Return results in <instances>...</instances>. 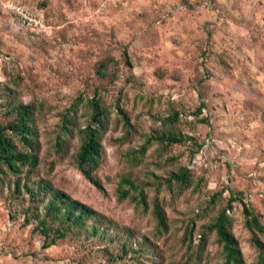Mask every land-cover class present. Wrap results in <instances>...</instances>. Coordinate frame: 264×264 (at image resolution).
Instances as JSON below:
<instances>
[{
    "label": "rangeland",
    "instance_id": "374dc122",
    "mask_svg": "<svg viewBox=\"0 0 264 264\" xmlns=\"http://www.w3.org/2000/svg\"><path fill=\"white\" fill-rule=\"evenodd\" d=\"M4 1L22 6L31 21L23 22L0 6V84L19 76L24 100H42L54 113L80 94H90L97 81V62L113 57L118 78L106 94L108 101L119 88L133 99L126 78L134 75L143 84L144 100L153 99L160 111L181 109L183 131L203 143L192 159L190 142L172 148L179 162L202 182L200 191L180 200L177 210L189 211L213 192L222 190L228 196L232 190L243 194L264 223V0ZM126 59L130 68L124 65ZM202 102L200 117L208 116L210 126L190 115ZM135 117L140 127L151 126L147 115ZM55 123L49 119V124ZM119 136V130L111 128L103 139L104 192L66 160L49 157L48 137L40 173L72 198L154 240L159 246L158 264H185L181 240L185 216L166 207L169 230L158 234L150 213L134 211L116 198L119 172H162L150 148L137 165L124 161L122 154L135 142L118 145L112 138ZM146 194L153 198L155 187L146 189ZM13 210L0 197V264H108L99 258L96 244L83 239L44 249L42 238L22 223L21 216L11 219ZM229 216L243 264H264V255L261 260L244 227L240 203L234 204ZM215 240L214 234L208 237L201 262L188 264L221 263V245Z\"/></svg>",
    "mask_w": 264,
    "mask_h": 264
},
{
    "label": "trees",
    "instance_id": "16d2710c",
    "mask_svg": "<svg viewBox=\"0 0 264 264\" xmlns=\"http://www.w3.org/2000/svg\"><path fill=\"white\" fill-rule=\"evenodd\" d=\"M124 65L131 67L128 59ZM117 72L118 64L113 57L100 59L94 69L98 82L91 86L90 94H80L54 113V108L42 100H24L19 76H11L8 83L0 84V197L14 207L11 219L21 216L22 223L30 225L42 238L44 249L59 242L83 239L96 244L99 258L105 263L158 264L159 246L154 240L72 198L40 173L46 163L44 137H48V148L52 150L49 157L66 160L89 184L104 192L100 176L105 162L103 139L113 128L120 132L119 137L112 138L116 144L135 142L122 154L124 161L130 166L137 165L150 148L159 158L155 165L162 170L141 174L132 169L119 172L114 182L116 198L134 211L150 213L158 234L169 230L166 207L185 216L181 226V240L187 254L185 264L193 260L201 262L212 234L222 249V262L218 264H243L229 216L235 203L242 206L244 227L250 232L251 243L262 260L264 223L244 201L242 193L229 190L228 196H224L222 190L216 191L207 199L198 200L189 211L177 210L180 200L200 191L202 182L187 165L179 162L172 148L190 142L189 158L192 159L203 143L183 131L186 122L181 109L172 107L160 111L153 99L144 100L143 84L134 75L126 78L135 93L133 99L119 88L117 95L108 101L106 94L117 80ZM204 108L202 102L190 115L199 124L210 126L208 116L200 117ZM138 113L150 118L149 128L138 125L135 117ZM53 118L56 123L51 125L49 119ZM151 186L155 187L156 195L149 199L146 189ZM196 237L199 240L195 245ZM194 248L197 250L193 251Z\"/></svg>",
    "mask_w": 264,
    "mask_h": 264
},
{
    "label": "built area",
    "instance_id": "2783aa9c",
    "mask_svg": "<svg viewBox=\"0 0 264 264\" xmlns=\"http://www.w3.org/2000/svg\"><path fill=\"white\" fill-rule=\"evenodd\" d=\"M0 6L3 9H7V10L13 12L23 22L31 21V18L28 16L27 11L20 5L14 4L13 2H6L4 0H0Z\"/></svg>",
    "mask_w": 264,
    "mask_h": 264
}]
</instances>
